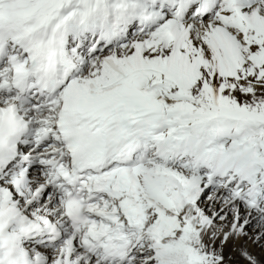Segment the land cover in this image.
<instances>
[{
  "label": "snow or ice",
  "instance_id": "1",
  "mask_svg": "<svg viewBox=\"0 0 264 264\" xmlns=\"http://www.w3.org/2000/svg\"><path fill=\"white\" fill-rule=\"evenodd\" d=\"M0 264H264V0H0Z\"/></svg>",
  "mask_w": 264,
  "mask_h": 264
}]
</instances>
